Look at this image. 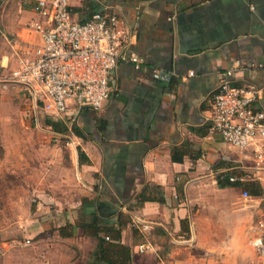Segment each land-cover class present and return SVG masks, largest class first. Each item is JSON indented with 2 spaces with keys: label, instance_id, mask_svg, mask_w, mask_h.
<instances>
[{
  "label": "crops",
  "instance_id": "crops-1",
  "mask_svg": "<svg viewBox=\"0 0 264 264\" xmlns=\"http://www.w3.org/2000/svg\"><path fill=\"white\" fill-rule=\"evenodd\" d=\"M35 2L0 0V61L9 68L39 41L29 28L38 17ZM88 2L128 20L137 35L131 50L144 62L139 68L121 62L104 108H72L69 131L53 135V143L45 140L52 133L40 129L51 167L23 228L32 246L11 252L5 264H107L99 259V236L82 225L92 213L103 232L123 223L117 242L131 247V264H187L190 246L207 243L201 207L217 194L264 187L252 149L227 144L210 120L229 69L234 84L258 87L264 110V0H70L81 9L77 19L87 17ZM155 67L175 75L157 80ZM230 176L242 177L241 185H219ZM148 185L164 200L134 205ZM133 216L154 223L152 247L142 253L136 246L145 237L134 231Z\"/></svg>",
  "mask_w": 264,
  "mask_h": 264
},
{
  "label": "built area",
  "instance_id": "built-area-1",
  "mask_svg": "<svg viewBox=\"0 0 264 264\" xmlns=\"http://www.w3.org/2000/svg\"><path fill=\"white\" fill-rule=\"evenodd\" d=\"M34 10L38 17L29 28L39 41L28 45L15 67L0 61V84L23 88L32 102L37 128L59 135L51 125L40 121V113L56 120L65 119L72 108L77 113L83 108L103 109L114 92L112 81L118 65L131 62L139 68L144 59L131 50L137 36L134 27L106 6L85 21L74 16L70 0H36ZM233 73V69L227 70L219 82L212 103L211 129L229 145L251 148L255 169L264 174V110L257 106L260 90L253 84H234ZM152 75L167 82L175 74L155 67ZM240 178L230 176L232 182ZM242 198L259 202L257 236L252 242L264 258V187L258 196L244 189ZM131 224L145 237L136 246L137 251L149 250L152 244L148 235L154 223L133 216ZM31 243L29 238H15L2 246L15 248Z\"/></svg>",
  "mask_w": 264,
  "mask_h": 264
},
{
  "label": "rangeland",
  "instance_id": "rangeland-1",
  "mask_svg": "<svg viewBox=\"0 0 264 264\" xmlns=\"http://www.w3.org/2000/svg\"><path fill=\"white\" fill-rule=\"evenodd\" d=\"M32 110L23 88L0 84V264H5L11 252L32 246L8 248L2 244L24 238L23 228L36 212V187L51 167ZM42 114L40 121L45 123L47 117ZM49 136L45 140L53 143V134ZM241 193L217 194L201 207L207 243L190 246L187 264H264L252 242L257 236L259 202L245 200Z\"/></svg>",
  "mask_w": 264,
  "mask_h": 264
},
{
  "label": "trees",
  "instance_id": "trees-1",
  "mask_svg": "<svg viewBox=\"0 0 264 264\" xmlns=\"http://www.w3.org/2000/svg\"><path fill=\"white\" fill-rule=\"evenodd\" d=\"M86 8H88L87 12V17L81 21H85L87 19H89L92 14L98 10H100L99 8L96 7V5H94L92 2H88L86 3ZM81 9H73V11H80ZM47 117V116H45ZM46 124H49L53 127L54 130L60 132V133H66L67 131H69V127L68 124L66 123L65 119H51L49 117L46 118ZM72 130L78 134V135H82V133L79 131V129L76 126L72 127ZM84 156L82 153H80V160H83ZM218 183L220 186L225 187L227 185H241L240 181H230L229 178L227 177L226 179H218ZM248 186H255V183L251 182L249 184H247ZM253 188V187H252ZM150 189L151 186H146V188L143 190V192L136 198L134 205L138 206L144 202L147 201H153V200H157V201H163L164 198L160 197L159 195H152L150 194ZM247 190L254 196H258L262 193V188L261 189H252L250 190L249 188H247ZM84 203L86 205H92V203H94L92 200L86 198L84 200ZM130 209H133V207L131 206ZM102 220L100 219V217L98 216V214L96 213H92L91 214V219L90 221H88V223L83 222L82 225H84V227H90L92 229H94V232L97 236H99V250L98 253L100 254L101 258H99L100 260L106 262L107 264H131L132 262V256H131V247L122 243L117 242V240L120 237V233H121V229L123 227V223H119V227L118 228H105V231L103 232L101 230V227L99 226L100 222ZM130 222H132V219L130 220ZM134 231H136L137 233H140L143 237L144 235L139 231V229L134 228ZM101 233H104L103 236L101 235ZM106 233H110V235H112L113 237H111L112 240H109L110 237H108ZM108 239V240H107ZM107 242L109 244H107ZM110 257V258H109Z\"/></svg>",
  "mask_w": 264,
  "mask_h": 264
}]
</instances>
